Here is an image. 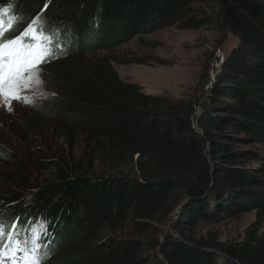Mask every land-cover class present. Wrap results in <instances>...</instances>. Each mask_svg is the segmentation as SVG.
<instances>
[{
  "label": "trees",
  "instance_id": "trees-1",
  "mask_svg": "<svg viewBox=\"0 0 264 264\" xmlns=\"http://www.w3.org/2000/svg\"><path fill=\"white\" fill-rule=\"evenodd\" d=\"M217 3L222 7L216 14L212 5ZM2 4L18 23L36 18L45 33L62 34L50 63L57 62L56 55L83 57L49 66L48 86L56 97L43 103L40 113L80 132L99 171L26 178L21 157L9 156L20 179L13 186H23L22 192L0 199V220L18 223L16 231L29 248L32 235L26 230L44 224V264L54 256V264H264V193L248 189L251 183L264 184V178L240 166L255 158L264 174V149L256 147L264 146V0ZM211 22L233 33L239 44L217 73L197 126L191 100L145 93L141 85L120 78L111 56H87L166 26L198 28ZM7 152L0 140V155ZM182 203L173 233L161 240L160 226ZM250 210L257 217L243 239H196L191 232L200 221Z\"/></svg>",
  "mask_w": 264,
  "mask_h": 264
},
{
  "label": "rangeland",
  "instance_id": "rangeland-1",
  "mask_svg": "<svg viewBox=\"0 0 264 264\" xmlns=\"http://www.w3.org/2000/svg\"><path fill=\"white\" fill-rule=\"evenodd\" d=\"M5 6L0 5L2 17L4 12L1 10ZM213 7L217 14L222 3ZM213 17L217 18L218 15ZM3 20L5 27L0 37L11 39L19 36V32L22 34L36 18L29 24L19 22L10 27ZM56 32L55 39L62 38V34ZM238 44L239 39L233 33L219 29L216 23L211 22L198 28L166 26L148 34L137 35L110 50L90 52L87 56H111V64L120 78L141 85L145 93L168 95L175 101L191 100L196 107L193 121L197 126L199 116L206 111L210 101L216 75L223 68L233 47ZM55 57L57 62L48 61L39 65L38 82H33L21 93L31 103L0 99V140L8 150L6 154L0 155V199L4 201L12 198L11 191L22 192L23 186H13V183L20 182L13 174V163L10 161L15 155L21 157L26 166V172L23 173L26 178H55L60 173L72 176L88 173L95 176L100 169L90 154L91 147L85 143V137L80 132L69 131L60 126L55 118L40 113L43 103H52L56 97L48 86L51 75L49 66L83 58L69 55ZM234 146L248 149L246 144L240 142H234ZM256 147L264 149L262 144ZM240 166L248 168L256 177L264 178L262 171L258 170L262 167L261 161L245 158ZM128 172L133 177L137 176L133 168L128 169ZM248 189L251 194L264 193V184L251 183ZM184 203L176 208L170 220L160 226L161 240L166 234L173 233V223L180 218ZM256 217V210L243 212L238 217L226 215L222 221H200L191 232L196 239L207 238L209 235L217 236L220 241L243 239ZM260 232L264 234V223ZM17 257L21 255L17 254ZM55 259L56 256L47 264H54Z\"/></svg>",
  "mask_w": 264,
  "mask_h": 264
},
{
  "label": "snow or ice",
  "instance_id": "snow-or-ice-1",
  "mask_svg": "<svg viewBox=\"0 0 264 264\" xmlns=\"http://www.w3.org/2000/svg\"><path fill=\"white\" fill-rule=\"evenodd\" d=\"M2 11L7 12L8 9ZM17 21V17H9L7 26L10 27ZM4 27L3 17L0 16V34L3 33ZM54 44L55 35L45 33L39 19L33 21L20 36L11 39L0 37V99L31 103V100L21 93L33 82H38L39 65L54 56ZM19 227L16 222L9 225L0 220V264H3L5 258L12 264H17L18 259L22 260L23 264H42L47 251L41 252L45 248L41 243V233L33 232L29 248L27 241L19 239V233L16 231ZM17 253H23V256L18 258Z\"/></svg>",
  "mask_w": 264,
  "mask_h": 264
},
{
  "label": "water",
  "instance_id": "water-1",
  "mask_svg": "<svg viewBox=\"0 0 264 264\" xmlns=\"http://www.w3.org/2000/svg\"><path fill=\"white\" fill-rule=\"evenodd\" d=\"M186 200H187V199H186ZM186 200H185V201H186Z\"/></svg>",
  "mask_w": 264,
  "mask_h": 264
}]
</instances>
